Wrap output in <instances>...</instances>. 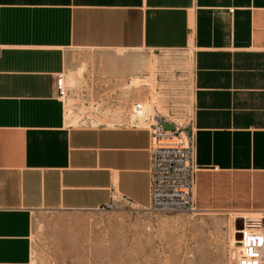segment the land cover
Returning a JSON list of instances; mask_svg holds the SVG:
<instances>
[{"label": "crops", "instance_id": "0c3cea01", "mask_svg": "<svg viewBox=\"0 0 264 264\" xmlns=\"http://www.w3.org/2000/svg\"><path fill=\"white\" fill-rule=\"evenodd\" d=\"M190 46L196 187L246 178L234 212L264 214V0H0V264H30L39 211L149 207V129L67 124L56 80L73 53ZM131 63L123 98L144 105L150 63Z\"/></svg>", "mask_w": 264, "mask_h": 264}, {"label": "rangeland", "instance_id": "374dc122", "mask_svg": "<svg viewBox=\"0 0 264 264\" xmlns=\"http://www.w3.org/2000/svg\"><path fill=\"white\" fill-rule=\"evenodd\" d=\"M192 57V46L183 51L74 52L66 84L77 98L64 100L67 124H138L149 129L144 119L130 120L132 104L141 101L123 98L131 62L145 60L150 65L138 75L150 78L142 84L148 97L146 119L157 111L166 120V131L173 124L191 131ZM100 113H112V120ZM247 181L216 177L205 191L197 185L194 213L149 212L120 198L101 211H39L30 238V264H234L238 246L230 245L231 225L237 232L243 225L241 218L233 222L234 214L249 212L243 207L247 196L234 189Z\"/></svg>", "mask_w": 264, "mask_h": 264}, {"label": "built area", "instance_id": "2783aa9c", "mask_svg": "<svg viewBox=\"0 0 264 264\" xmlns=\"http://www.w3.org/2000/svg\"><path fill=\"white\" fill-rule=\"evenodd\" d=\"M1 50V47H0ZM56 90L61 99L68 97L63 74L56 80ZM147 117L150 123V204L149 212H185L197 210L194 199L198 169L195 164V136L184 132L177 124L168 132L163 127L164 116L155 111ZM132 113L141 116L143 107L134 103ZM123 200V199H122ZM240 241L234 264H264V217L243 219L238 231Z\"/></svg>", "mask_w": 264, "mask_h": 264}, {"label": "bare ground", "instance_id": "6f19581e", "mask_svg": "<svg viewBox=\"0 0 264 264\" xmlns=\"http://www.w3.org/2000/svg\"><path fill=\"white\" fill-rule=\"evenodd\" d=\"M133 106V105H132ZM144 105H142V107H143ZM146 111V107H143V113H142V115L141 116H136V115H134L133 113H132V115H133V117L130 119L131 120V122L134 120V119H136V120H138V121H140L141 123H143L142 121H143V118H144V121L146 120V114H145V111ZM131 116V115H130ZM70 117V116H69ZM129 121V120H128ZM134 122V121H133ZM130 123V122H129ZM261 216L262 215H264V214H260ZM234 216H236V217H234L233 218V222L234 221H236V219H238V218H241V219H260V218H263V217H257V218H252L251 216H248L247 214H243V213H235L234 214ZM232 221V220H231ZM232 226V228H233V230H232V235H231V246H234L235 248H237L236 246H238L240 243H239V241L237 242V240L238 239H236L235 238V234L236 233H238L237 232V230L234 228V225L232 224L231 225ZM238 249V248H237ZM235 255V254H234Z\"/></svg>", "mask_w": 264, "mask_h": 264}, {"label": "water", "instance_id": "95a60500", "mask_svg": "<svg viewBox=\"0 0 264 264\" xmlns=\"http://www.w3.org/2000/svg\"><path fill=\"white\" fill-rule=\"evenodd\" d=\"M240 229H241V228H240ZM240 229H239V230H240ZM236 237H237L238 240L241 238V237H240V234H237Z\"/></svg>", "mask_w": 264, "mask_h": 264}]
</instances>
